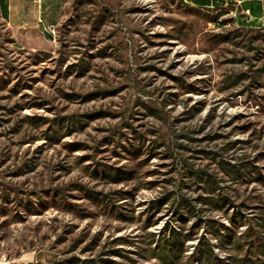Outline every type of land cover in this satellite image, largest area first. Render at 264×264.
Returning <instances> with one entry per match:
<instances>
[{"label": "rangeland", "instance_id": "rangeland-1", "mask_svg": "<svg viewBox=\"0 0 264 264\" xmlns=\"http://www.w3.org/2000/svg\"><path fill=\"white\" fill-rule=\"evenodd\" d=\"M52 35L0 27V264H264V27L71 0Z\"/></svg>", "mask_w": 264, "mask_h": 264}, {"label": "crops", "instance_id": "crops-1", "mask_svg": "<svg viewBox=\"0 0 264 264\" xmlns=\"http://www.w3.org/2000/svg\"><path fill=\"white\" fill-rule=\"evenodd\" d=\"M71 0H0V27L13 30L36 29L46 41H52L51 31L60 21L64 8ZM184 6L224 12H236L238 27H264V0H179ZM248 12L250 17H244Z\"/></svg>", "mask_w": 264, "mask_h": 264}, {"label": "built area", "instance_id": "built-area-1", "mask_svg": "<svg viewBox=\"0 0 264 264\" xmlns=\"http://www.w3.org/2000/svg\"><path fill=\"white\" fill-rule=\"evenodd\" d=\"M231 15L233 16L234 19L238 18V14L236 12H232ZM244 17H250V14L248 12H245ZM52 34H54V30L51 31Z\"/></svg>", "mask_w": 264, "mask_h": 264}, {"label": "trees", "instance_id": "trees-1", "mask_svg": "<svg viewBox=\"0 0 264 264\" xmlns=\"http://www.w3.org/2000/svg\"><path fill=\"white\" fill-rule=\"evenodd\" d=\"M218 19H219V18L217 17V18L215 19V21H218Z\"/></svg>", "mask_w": 264, "mask_h": 264}]
</instances>
